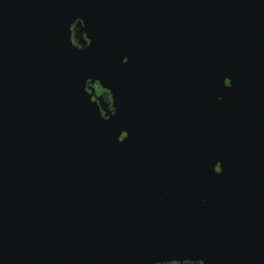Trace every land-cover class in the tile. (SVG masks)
Listing matches in <instances>:
<instances>
[{
    "label": "water",
    "instance_id": "95a60500",
    "mask_svg": "<svg viewBox=\"0 0 264 264\" xmlns=\"http://www.w3.org/2000/svg\"><path fill=\"white\" fill-rule=\"evenodd\" d=\"M185 262L264 264V0H0V264Z\"/></svg>",
    "mask_w": 264,
    "mask_h": 264
},
{
    "label": "flooded vegetation",
    "instance_id": "af4514ba",
    "mask_svg": "<svg viewBox=\"0 0 264 264\" xmlns=\"http://www.w3.org/2000/svg\"><path fill=\"white\" fill-rule=\"evenodd\" d=\"M80 23H76L72 27L73 31V37H74V44L82 48L80 45V40H75V36L80 39L81 36H84V39L86 40V36L83 32V27L82 25H79ZM87 45L89 44L88 40H86ZM89 88L94 90L93 94V99L96 101V103L100 106V110L102 113V116L104 118H109L111 114L114 112V107H113V101H112V95L110 94L109 91L103 89L100 84L97 82L93 85L91 83H88V91L91 93L92 91L89 90ZM170 264H181V263H170ZM183 264H193L189 262H185Z\"/></svg>",
    "mask_w": 264,
    "mask_h": 264
},
{
    "label": "snow or ice",
    "instance_id": "6c2138e0",
    "mask_svg": "<svg viewBox=\"0 0 264 264\" xmlns=\"http://www.w3.org/2000/svg\"><path fill=\"white\" fill-rule=\"evenodd\" d=\"M124 64H127V60H124V62H123ZM223 84H224V86L226 87V88H231L232 86H233V81L232 80H227V79H224L223 80ZM116 114V111H114L113 112V115H115ZM126 141V140H125ZM222 169L221 168H219L218 166L215 168V173L216 174H221L222 173Z\"/></svg>",
    "mask_w": 264,
    "mask_h": 264
}]
</instances>
